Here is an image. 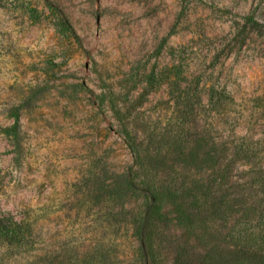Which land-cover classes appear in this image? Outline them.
<instances>
[{"label": "rangeland", "instance_id": "374dc122", "mask_svg": "<svg viewBox=\"0 0 264 264\" xmlns=\"http://www.w3.org/2000/svg\"><path fill=\"white\" fill-rule=\"evenodd\" d=\"M128 138L163 160L165 183L205 175L177 152L200 157L211 142L253 152L234 160L231 184L250 189V220L264 230L250 188L264 183V0H0V217L31 222L43 251L102 240L111 264H133L131 224L103 226L106 183L133 164ZM164 210L158 264L173 263L178 242L230 249L238 214L198 242Z\"/></svg>", "mask_w": 264, "mask_h": 264}, {"label": "trees", "instance_id": "16d2710c", "mask_svg": "<svg viewBox=\"0 0 264 264\" xmlns=\"http://www.w3.org/2000/svg\"><path fill=\"white\" fill-rule=\"evenodd\" d=\"M193 97L199 99L200 94L195 92ZM189 106L193 111L194 103ZM126 135L129 136L127 131ZM128 146L133 164L106 183L103 195L110 204L105 205L108 218L102 225L114 233L123 222L131 224L138 240L133 264L159 263V244L167 240L166 233L162 231V225L169 220L168 211L164 210L166 204L171 205L176 220L183 228L185 239L193 238L198 242H205L207 236L216 231L213 223L216 219L225 222L229 217L240 216L224 233L230 240L229 245H226L230 248L227 252H223L224 247L219 249L211 246L202 253H191L187 242H178L174 246L172 264H264V251L259 247L264 242V230L258 225L254 227L250 220V216L257 211L254 202H250L251 192L246 191L250 189L237 183L231 184L234 160L251 159L254 157L253 152H240V148L227 147L223 143L220 152H214V142L200 157L196 151L188 154L177 152L178 159L186 166L197 165L205 175L189 177L185 182L186 173L179 172L182 179L176 184L175 178L166 183L159 178L157 166L164 163L162 159L157 163L155 159H148L132 138H128ZM227 152H231V157ZM257 173L263 178L264 168ZM258 185L260 187L256 189L253 186L250 188L260 191L264 199V183ZM128 198L138 199L136 210L126 208V204H130ZM258 213V222L264 224V212ZM33 229L31 222L24 218L16 220L12 216L10 219L1 216L0 257L10 256L12 264H111V247L103 244L102 240H98L85 253L74 251L72 247L66 248L65 245L43 251L34 246ZM3 259L7 257L0 258Z\"/></svg>", "mask_w": 264, "mask_h": 264}]
</instances>
